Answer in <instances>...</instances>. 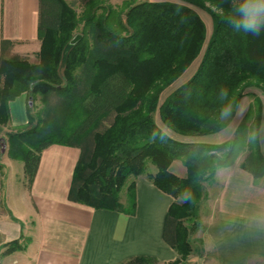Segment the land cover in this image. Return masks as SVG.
Returning <instances> with one entry per match:
<instances>
[{
  "label": "trees",
  "instance_id": "trees-1",
  "mask_svg": "<svg viewBox=\"0 0 264 264\" xmlns=\"http://www.w3.org/2000/svg\"><path fill=\"white\" fill-rule=\"evenodd\" d=\"M109 1L84 0L78 16L63 0H39L38 62H0V126L8 122V103L21 94L42 104L29 114L31 127L8 136V155L23 163L30 183L47 147H76L68 199L95 210L133 215L135 180L146 177L174 200L166 222L179 256L172 264H185L180 260L191 254V246L183 222L198 220L201 183L213 180L241 153L246 156L240 168L254 180L264 178L260 138L249 142L246 137L249 129H260L264 108V32L258 37L235 33L223 23L230 0H123L118 10ZM50 6L54 10L47 16ZM197 9L211 20L207 41ZM198 59L191 77L159 104L162 93ZM222 87L228 90L225 100L219 95ZM246 96L253 106L232 140L193 141L227 128ZM229 100L232 116L221 120L220 109ZM156 118L177 139L166 133L163 141L158 136L150 142L153 131L162 130ZM177 161L185 178L170 172ZM185 191L192 194L188 202L182 200ZM143 263L155 261L139 258L127 264Z\"/></svg>",
  "mask_w": 264,
  "mask_h": 264
},
{
  "label": "crops",
  "instance_id": "crops-1",
  "mask_svg": "<svg viewBox=\"0 0 264 264\" xmlns=\"http://www.w3.org/2000/svg\"><path fill=\"white\" fill-rule=\"evenodd\" d=\"M38 24L39 0H0V62L18 58L36 64ZM26 99L30 98L23 93L8 103L9 123L0 126V264L177 261L172 233L166 227L174 200L145 177L135 180L133 215L95 210L68 199L79 158L76 147H47L39 156L32 181L26 182L23 163L8 155L7 142L13 127L29 122ZM234 120L215 134L222 138L216 144L233 139L238 127ZM260 129H264V108ZM260 142L264 150V132ZM170 172L178 178L186 176L178 161L171 164ZM214 181L202 219L205 254L185 264H264V178L254 180L235 161L219 169Z\"/></svg>",
  "mask_w": 264,
  "mask_h": 264
},
{
  "label": "rangeland",
  "instance_id": "rangeland-1",
  "mask_svg": "<svg viewBox=\"0 0 264 264\" xmlns=\"http://www.w3.org/2000/svg\"><path fill=\"white\" fill-rule=\"evenodd\" d=\"M69 7H71L76 14L79 16L85 6V2L84 0H63ZM142 1L145 0H137V3H141ZM177 0H173V2L175 3ZM123 0H110L109 4L114 8V9H119L122 5ZM54 10V7L50 6L49 8H46L45 14L48 16H51V12ZM196 12H198L200 18L202 19V21L204 22V25L206 27V41L208 40L210 33H211V25H210V19L207 16V14L201 10H196ZM199 59L196 60L194 62V65L192 66V68L190 67V70H188L186 73L183 74V76L177 81L175 82L172 86H170L169 88H167L161 95L160 100H159V104L162 103V101L164 100V98L170 93L172 92L175 88H177L178 86H180L181 84H183L184 82H186L191 75L194 73L196 65L198 63ZM27 96L29 97V95L27 94ZM15 100V99H14ZM40 98H34V100L31 99H26L25 102V106H26V112H27V118L29 121V114L35 115L38 111L39 108L42 107V104L40 102ZM253 106V99L249 96H246L240 105V108L238 110L237 116L234 120V125H239V123L241 122L242 118L244 117V115L246 114V112L248 111V109ZM254 110V107L252 109V111ZM243 111V115H239V112ZM9 115V112H8ZM10 119V118H9ZM9 119L8 122L6 124L9 123ZM109 120L104 122V127H107L109 125ZM253 122V117L252 120L248 121V126H251ZM156 123L160 126V128L165 131L169 136H171V138H173L174 140L177 139L176 135L171 134V132L169 130H167L166 128L163 127V125H161V123L159 122L158 118H156ZM5 124V125H6ZM30 124L27 125H19V126H15L13 127V129L10 131L11 134H16V133H20L24 130H26L27 128L31 127L29 126ZM218 135H211L208 137H205V139H196L193 141H197V142H204L207 144H216L218 141ZM192 141V140H187ZM219 141H222L221 136L219 137ZM246 156V153H241L237 160H236V164L238 163L239 165L243 162L244 158ZM155 170L153 167H149L148 173H154ZM146 178V177H145ZM132 179H130L128 182H130ZM214 179L208 182H203L201 183V194H200V198L198 200V220L195 221L194 219H191L190 221H184L183 225L185 227H188L190 232H189V236H188V241L190 243L191 246V258H189V256L180 262L183 263H189L190 261L193 262L194 258H197L198 256L203 257V255L205 254V240L203 237V213L205 212V208L208 206V199L213 195L214 193ZM124 191L125 189H123L122 193H121V198L124 197ZM196 222H198L197 224H195Z\"/></svg>",
  "mask_w": 264,
  "mask_h": 264
},
{
  "label": "clouds",
  "instance_id": "clouds-1",
  "mask_svg": "<svg viewBox=\"0 0 264 264\" xmlns=\"http://www.w3.org/2000/svg\"><path fill=\"white\" fill-rule=\"evenodd\" d=\"M222 22L227 24L235 33L245 35L260 36L264 32V0H230L229 8L222 16ZM220 98L225 100L228 98L227 88L220 89ZM233 102L229 100L220 109V119L228 120L233 113ZM243 115V111L239 112ZM264 129H249L246 133L249 142L257 141ZM161 141L164 140L166 132L161 130L159 133L153 131L150 136V142H155L157 137ZM192 199V194L185 191L182 194V200L188 202Z\"/></svg>",
  "mask_w": 264,
  "mask_h": 264
},
{
  "label": "built area",
  "instance_id": "built-area-1",
  "mask_svg": "<svg viewBox=\"0 0 264 264\" xmlns=\"http://www.w3.org/2000/svg\"><path fill=\"white\" fill-rule=\"evenodd\" d=\"M0 183H1V174H0Z\"/></svg>",
  "mask_w": 264,
  "mask_h": 264
}]
</instances>
